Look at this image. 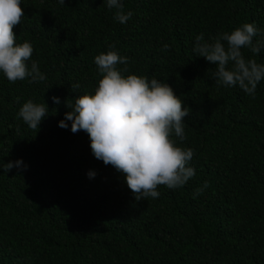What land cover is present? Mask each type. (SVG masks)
Masks as SVG:
<instances>
[{
    "label": "trees",
    "instance_id": "trees-1",
    "mask_svg": "<svg viewBox=\"0 0 264 264\" xmlns=\"http://www.w3.org/2000/svg\"><path fill=\"white\" fill-rule=\"evenodd\" d=\"M122 2L132 13L123 24L106 0H21L16 43H31L27 64L46 79L13 83L0 72V264H264V79L254 97L219 85L194 51L199 34L245 23L259 29L254 43L264 39V0ZM110 45L129 58L125 76L168 83L190 111L186 139L171 138L194 150L195 175L158 186V198L137 201L125 174L95 158L87 132L59 127L66 99L94 94L95 57ZM242 53L264 64V48ZM30 99L49 108L39 129L18 119ZM21 159L26 169L4 170Z\"/></svg>",
    "mask_w": 264,
    "mask_h": 264
},
{
    "label": "clouds",
    "instance_id": "clouds-1",
    "mask_svg": "<svg viewBox=\"0 0 264 264\" xmlns=\"http://www.w3.org/2000/svg\"><path fill=\"white\" fill-rule=\"evenodd\" d=\"M65 4V0H59ZM109 9H115L114 18L126 23L132 16L125 14L122 0H106ZM24 16L21 0H0V72L10 82H30L46 79L36 61L29 68L27 61L33 54V46L25 41L16 43L14 26L21 23ZM259 34L254 23H245L232 32H223L205 40L204 34L196 36L194 51L216 67L213 79L219 85L239 86L246 94L255 96L257 85L264 79V64L255 59H246L242 53L248 48L258 54L264 48V39L253 42ZM169 45L165 44L163 50ZM127 56H121L115 45L109 46L107 53L95 57L99 75L98 87L94 94L85 93L64 101L70 109L59 122V127L67 129L71 121L73 133L83 130L88 133L92 153L105 165L113 166L126 176V183L137 201L158 198L157 187L164 185L176 189L185 185L195 175V169L187 166L194 156L192 148L177 146L175 137L182 142L186 139L184 118L189 108L183 106L173 88L156 78L128 72ZM118 65H124L118 68ZM231 65V66H230ZM79 84L72 85L77 91ZM59 105V97H53ZM45 104L34 103L31 99L22 105L18 119L31 129H39L41 121L48 115ZM13 167L26 169L23 160L6 163L5 171ZM96 173L90 171L89 178ZM207 182L203 188H207ZM197 189L194 195L201 194Z\"/></svg>",
    "mask_w": 264,
    "mask_h": 264
}]
</instances>
